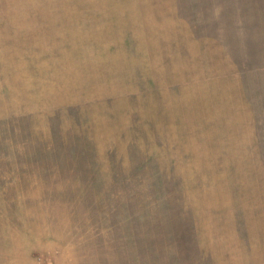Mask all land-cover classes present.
Instances as JSON below:
<instances>
[{"label": "rangeland", "instance_id": "1", "mask_svg": "<svg viewBox=\"0 0 264 264\" xmlns=\"http://www.w3.org/2000/svg\"><path fill=\"white\" fill-rule=\"evenodd\" d=\"M0 264H264V0H0Z\"/></svg>", "mask_w": 264, "mask_h": 264}]
</instances>
